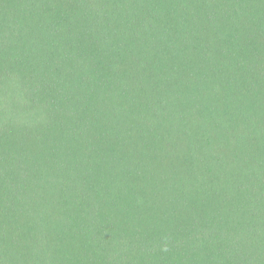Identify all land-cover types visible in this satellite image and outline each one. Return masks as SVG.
<instances>
[{
    "label": "trees",
    "instance_id": "16d2710c",
    "mask_svg": "<svg viewBox=\"0 0 264 264\" xmlns=\"http://www.w3.org/2000/svg\"><path fill=\"white\" fill-rule=\"evenodd\" d=\"M0 264H264V0H0Z\"/></svg>",
    "mask_w": 264,
    "mask_h": 264
}]
</instances>
